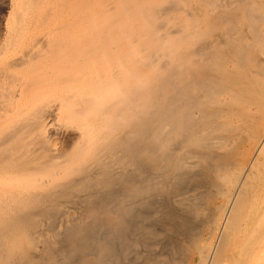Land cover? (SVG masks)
I'll list each match as a JSON object with an SVG mask.
<instances>
[{
  "label": "bare ground",
  "instance_id": "bare-ground-1",
  "mask_svg": "<svg viewBox=\"0 0 264 264\" xmlns=\"http://www.w3.org/2000/svg\"><path fill=\"white\" fill-rule=\"evenodd\" d=\"M0 264H264V0H10Z\"/></svg>",
  "mask_w": 264,
  "mask_h": 264
},
{
  "label": "rangeland",
  "instance_id": "rangeland-1",
  "mask_svg": "<svg viewBox=\"0 0 264 264\" xmlns=\"http://www.w3.org/2000/svg\"><path fill=\"white\" fill-rule=\"evenodd\" d=\"M9 9H10V0H0V30L4 26V22L9 13Z\"/></svg>",
  "mask_w": 264,
  "mask_h": 264
}]
</instances>
